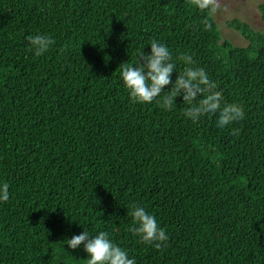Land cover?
I'll list each match as a JSON object with an SVG mask.
<instances>
[{
  "label": "trees",
  "instance_id": "obj_1",
  "mask_svg": "<svg viewBox=\"0 0 264 264\" xmlns=\"http://www.w3.org/2000/svg\"><path fill=\"white\" fill-rule=\"evenodd\" d=\"M234 1V0H227ZM191 0H0V264H87L66 239L100 231L137 264H264V32L229 21L224 39ZM264 21V0L259 4ZM55 44L43 56L28 35ZM157 39L194 53L245 118L217 127L133 103L119 67ZM176 74H173L175 80ZM235 130V131H234ZM171 237L141 242L131 206Z\"/></svg>",
  "mask_w": 264,
  "mask_h": 264
},
{
  "label": "clouds",
  "instance_id": "obj_2",
  "mask_svg": "<svg viewBox=\"0 0 264 264\" xmlns=\"http://www.w3.org/2000/svg\"><path fill=\"white\" fill-rule=\"evenodd\" d=\"M193 7L205 8L209 0H191ZM31 50L36 56L45 55L55 44V40L47 34L28 35ZM150 52L145 48L137 50L133 63L120 65V79L133 103H156L161 108L171 111L178 98L184 97V111L189 117L200 120L205 114L216 115L217 127L224 128L245 118V110L239 103H227L224 93L219 90L213 75L206 64L196 62L194 53L180 54L176 59L185 64L183 72H177V63L173 53L164 42L152 39ZM176 74L173 80V74ZM235 131V130H234ZM9 184L0 183V202L10 198ZM133 218L131 231L141 242L156 241L161 247L170 239L168 226L162 223L155 211L148 212L139 204H133L128 213ZM66 245L73 251L83 248L87 253V264H137L129 252L110 239V234L100 231L91 236L84 230L66 239Z\"/></svg>",
  "mask_w": 264,
  "mask_h": 264
},
{
  "label": "rangeland",
  "instance_id": "obj_3",
  "mask_svg": "<svg viewBox=\"0 0 264 264\" xmlns=\"http://www.w3.org/2000/svg\"><path fill=\"white\" fill-rule=\"evenodd\" d=\"M212 16L224 39L230 40L236 46H245L247 42L240 33L228 26V22L239 19L248 23L254 30L264 32V21L261 19L259 4L263 0H211Z\"/></svg>",
  "mask_w": 264,
  "mask_h": 264
}]
</instances>
